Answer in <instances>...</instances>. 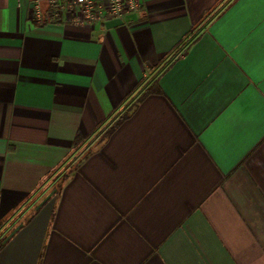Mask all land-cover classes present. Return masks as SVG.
Wrapping results in <instances>:
<instances>
[{
  "label": "crops",
  "instance_id": "crops-1",
  "mask_svg": "<svg viewBox=\"0 0 264 264\" xmlns=\"http://www.w3.org/2000/svg\"><path fill=\"white\" fill-rule=\"evenodd\" d=\"M30 1L0 0V264H264V0Z\"/></svg>",
  "mask_w": 264,
  "mask_h": 264
},
{
  "label": "built area",
  "instance_id": "built-area-1",
  "mask_svg": "<svg viewBox=\"0 0 264 264\" xmlns=\"http://www.w3.org/2000/svg\"><path fill=\"white\" fill-rule=\"evenodd\" d=\"M34 24H72L93 27L108 18L123 19L138 12L141 0H31Z\"/></svg>",
  "mask_w": 264,
  "mask_h": 264
},
{
  "label": "trees",
  "instance_id": "trees-1",
  "mask_svg": "<svg viewBox=\"0 0 264 264\" xmlns=\"http://www.w3.org/2000/svg\"><path fill=\"white\" fill-rule=\"evenodd\" d=\"M74 143H75V144L79 143V139L76 138V140H74ZM0 246H1V242H0Z\"/></svg>",
  "mask_w": 264,
  "mask_h": 264
}]
</instances>
